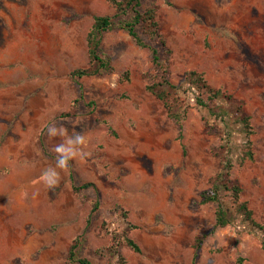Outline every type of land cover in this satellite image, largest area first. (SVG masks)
<instances>
[{"label": "rangeland", "instance_id": "rangeland-1", "mask_svg": "<svg viewBox=\"0 0 264 264\" xmlns=\"http://www.w3.org/2000/svg\"><path fill=\"white\" fill-rule=\"evenodd\" d=\"M139 1L168 51L140 25L147 48L114 29L98 48L112 71L77 78L110 1L0 0V264H264V0ZM161 76L188 106L181 125L147 90ZM227 162L256 225L233 210L217 228L202 203Z\"/></svg>", "mask_w": 264, "mask_h": 264}, {"label": "trees", "instance_id": "trees-1", "mask_svg": "<svg viewBox=\"0 0 264 264\" xmlns=\"http://www.w3.org/2000/svg\"><path fill=\"white\" fill-rule=\"evenodd\" d=\"M113 6L115 14L113 16H95L93 24L86 36V46L88 51L89 62L91 66H95L94 70L90 69H78L71 73L72 77L81 78L83 76L91 74H103L112 71V67L109 65L107 60L103 59L99 54V43L102 35L108 31L118 29L128 33L134 42L143 48L148 46L143 43L140 36L135 30V27L140 25L143 27L144 33L150 38L151 41L159 46V48L165 49L166 42L161 37L158 31V23L156 21V10L153 8L140 9L139 0H109ZM126 17V19H122ZM151 51L152 64L154 66L159 65V50L156 47H149ZM187 83L192 88H196L201 95H208V100L213 101L220 96L219 91L213 90L206 81L198 74L190 72L187 75ZM157 99H159L167 110L168 116L173 119L177 124L181 125L185 120L187 108H176V103L173 101L177 100L179 95V89L174 86L166 76H161L160 80L153 86L147 87ZM199 105L206 106V102L199 99ZM239 122L247 134L246 148L244 155L247 159H252L251 152V141L249 136L251 133L250 118L245 115L240 108L238 109ZM74 177L71 176V179ZM91 186V184H83L80 186H74V191L78 192L84 188ZM241 188L237 181L231 178L230 164L228 162L216 175L211 187L201 193L202 203L216 204L217 208L215 211V227L223 228L229 221L231 213L234 211L241 213L247 221L251 224L256 225L254 220L251 218V212L247 208L244 202L240 200ZM229 196V205L225 204L226 197ZM96 208V206H95ZM127 244L132 250L138 252V247L130 239H127ZM71 261L77 262L78 264H90L86 259L78 258L73 252L70 253ZM238 264H243L242 260H238Z\"/></svg>", "mask_w": 264, "mask_h": 264}, {"label": "clouds", "instance_id": "clouds-1", "mask_svg": "<svg viewBox=\"0 0 264 264\" xmlns=\"http://www.w3.org/2000/svg\"><path fill=\"white\" fill-rule=\"evenodd\" d=\"M49 131H50V133H51V129H49ZM77 139H78L80 142H82V138H81V137H77ZM56 151H57V152H61V151H62L61 147H60V146H57ZM66 163H67V159L61 157V159H60V161H59L60 166L63 167Z\"/></svg>", "mask_w": 264, "mask_h": 264}]
</instances>
